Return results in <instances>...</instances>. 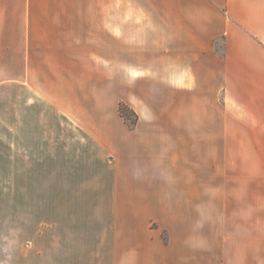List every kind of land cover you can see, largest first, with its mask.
Here are the masks:
<instances>
[{
	"label": "crops",
	"instance_id": "1",
	"mask_svg": "<svg viewBox=\"0 0 264 264\" xmlns=\"http://www.w3.org/2000/svg\"><path fill=\"white\" fill-rule=\"evenodd\" d=\"M205 1L208 14L200 15L199 27L186 16L189 33L194 27L200 30L198 38L186 40H194L199 49L187 53L178 67L170 18L164 22L165 38L155 29L114 37L113 0H0V264H112L114 255L128 264L129 247L145 245L110 242L111 237L109 242H1L2 216L33 208L32 192L18 190L17 184L30 183L34 167L48 175L49 168L61 172L78 164L82 151L99 158L93 181L130 176L142 181L158 165L157 139L183 141L189 150L199 139L201 150L217 152L214 166L224 165V152L232 150L230 165L247 168L243 173L250 197L264 199V0ZM114 38L120 39L124 56L133 48L157 56L143 66L122 61L120 98L139 115L134 131L120 120L113 99ZM161 55L171 60L168 78L160 75ZM210 86L212 94L206 90ZM220 94L232 104L231 138L224 128L209 132L194 126V118H209L208 105ZM162 105L169 118L183 119L184 125L160 126L161 114L154 113ZM110 157L114 165L107 161ZM101 192L121 201L114 207L121 214L143 212L138 203L155 197ZM48 195L40 193L41 198ZM155 204L159 212L160 201ZM90 207L91 213L99 208ZM246 227L243 237L199 242L201 264H264V234L257 236L256 224ZM260 227L264 231V224ZM157 244L159 253L175 242L167 248Z\"/></svg>",
	"mask_w": 264,
	"mask_h": 264
},
{
	"label": "rangeland",
	"instance_id": "2",
	"mask_svg": "<svg viewBox=\"0 0 264 264\" xmlns=\"http://www.w3.org/2000/svg\"><path fill=\"white\" fill-rule=\"evenodd\" d=\"M207 6L205 0H113L114 37H119L122 31L132 36L138 30L151 34L155 29L165 38L168 36V24L164 22L170 18L174 21L175 61L179 67L184 64L187 53L199 49L194 40L200 36V30L194 27L189 33L186 16L191 15L199 27L200 15L208 14ZM189 35L194 39L190 43L186 40ZM132 41L137 42L136 39ZM217 45L221 50L223 41L219 40ZM156 58L152 54L137 53L136 48L128 49V55L125 53L124 56L120 39L114 38L113 99L120 120L130 131L136 129L139 115L120 98L124 83L122 61L134 65L139 62L143 66ZM160 58V75L168 78L171 60L164 55ZM206 90L209 94L214 92L211 86ZM122 103L130 108L128 121L120 114ZM208 107L209 118H194V126L208 127L209 132L224 128L226 138H231L227 132H231L234 126L232 104L225 103L223 94H220L216 100L210 101ZM198 111L202 110L198 108ZM223 112L224 119L221 116ZM154 114H161L159 121L163 128L184 125L183 119L174 121L169 118L163 105L160 112L156 110ZM157 140L155 162L158 165L153 168L152 176L142 181L133 180L136 179L133 176L126 181H93L95 170L100 169V165L95 152L90 151H82L78 164L70 163L61 172L49 168L48 175H45L44 170L34 167L33 180L28 184H17L18 190L32 192L33 208L27 214L2 216L1 242H109L111 237L110 242H145L143 246L129 247L128 264H161L162 261L158 262L156 258L166 260L164 264L178 261L201 264L199 242H217L218 239L223 242L225 238L246 236L248 222L256 224L258 237L264 234L260 230V225L264 224V199L250 197L249 185L244 181L246 174L243 173L247 168L230 165L233 162L232 150L224 152V165L214 166L212 159L216 160L217 152L201 150L199 139L190 150L189 144L183 141L172 142L164 136ZM107 161L115 164L113 157ZM46 191L48 198H41L40 193ZM101 191L109 194L137 191L146 197L156 198H145L144 202L138 203L144 205L143 212L130 210L121 214L114 208H119L121 201L110 200ZM157 201L161 204L159 212L155 208ZM95 204L99 208L91 213L90 206ZM159 242L162 248H167L170 242L175 244L171 249L158 253ZM181 242H192V245L184 246ZM117 258L114 255L112 264H120Z\"/></svg>",
	"mask_w": 264,
	"mask_h": 264
},
{
	"label": "trees",
	"instance_id": "3",
	"mask_svg": "<svg viewBox=\"0 0 264 264\" xmlns=\"http://www.w3.org/2000/svg\"><path fill=\"white\" fill-rule=\"evenodd\" d=\"M128 112H130V108L126 104L122 103L120 105V114H121L122 118L125 119L126 121H128V118H127ZM132 112H133V115L135 116V118L138 119V115L134 111H132Z\"/></svg>",
	"mask_w": 264,
	"mask_h": 264
}]
</instances>
